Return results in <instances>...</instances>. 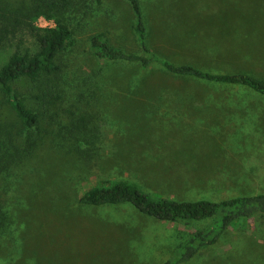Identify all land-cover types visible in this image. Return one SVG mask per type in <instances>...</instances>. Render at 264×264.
<instances>
[{"label": "rangeland", "instance_id": "obj_1", "mask_svg": "<svg viewBox=\"0 0 264 264\" xmlns=\"http://www.w3.org/2000/svg\"><path fill=\"white\" fill-rule=\"evenodd\" d=\"M139 1L146 43L161 59L264 78V0ZM81 11L70 13L72 42L58 54V70L13 83L36 110L35 126L23 127L0 96V264H162L208 222L156 219L133 203H80L97 182L127 179L178 200L264 192V96L171 74L157 62L98 58L89 47L95 33L140 53L136 16L127 0L92 1ZM172 93L256 97L167 100ZM242 103L251 107H228ZM222 117H248L249 126H223ZM180 264H264V216L232 224Z\"/></svg>", "mask_w": 264, "mask_h": 264}, {"label": "trees", "instance_id": "obj_2", "mask_svg": "<svg viewBox=\"0 0 264 264\" xmlns=\"http://www.w3.org/2000/svg\"><path fill=\"white\" fill-rule=\"evenodd\" d=\"M97 0H0V51L6 53L0 63V96L8 103L23 127H34L38 114L14 87L20 79L36 82L41 75L55 73L58 54L72 42L70 13L88 9ZM136 16L134 27L140 53L112 44L102 33L89 37V47L101 59L137 62L147 67L159 63L167 72L191 76L207 82L243 86L264 96V78L247 71L212 72L192 63L176 64L151 52L146 43V26L139 0H127ZM75 7L76 9L72 10ZM87 11V10H86ZM39 17L48 26L37 25ZM52 24L55 27H52ZM21 157L25 156V147ZM79 202L91 206L133 203L138 210L156 219L169 221L207 220L180 244L162 264H180L202 248L215 243L221 233L240 220L264 216V192L237 195L220 201L209 199L178 200L143 190L135 182L118 179L91 185L79 196Z\"/></svg>", "mask_w": 264, "mask_h": 264}, {"label": "crops", "instance_id": "obj_3", "mask_svg": "<svg viewBox=\"0 0 264 264\" xmlns=\"http://www.w3.org/2000/svg\"><path fill=\"white\" fill-rule=\"evenodd\" d=\"M256 95H260V94H256ZM169 96H173L174 98H170V99H167L169 101H172V100H181V99H176V98H179V97H183V98H186V96H193V100L194 101H205V102H210V101H216V100H219V101H225V102H231V101H247V100H252V99H255V98H252L250 99L249 97H256L255 95H245V94H213V93H183V94H178V93H172V94H169ZM195 96H199V98H196ZM211 97V96H215V97H220V99H213V98H204V97ZM262 96V95H260ZM245 97H248V98H245ZM166 98V97H165ZM208 105V104H207ZM210 106V105H208ZM171 108H180V107H175V105H171L170 106ZM191 107L193 108H196V107H199L198 104H192ZM229 108L231 109H242V108H249L251 107L250 105L248 104H245V103H242V104H233V105H229L228 106ZM223 119L225 120H221L219 119V122L223 124V126H227L228 127H236V126H239L241 124H243L244 122L246 123V126L248 128V117L246 118L247 120H243L242 118L240 119H236L234 117H222ZM245 119V118H244ZM200 125V123H198ZM202 126V125H200ZM226 131H229V132H233L234 129H229V130H226ZM249 132V130H248Z\"/></svg>", "mask_w": 264, "mask_h": 264}, {"label": "clouds", "instance_id": "obj_4", "mask_svg": "<svg viewBox=\"0 0 264 264\" xmlns=\"http://www.w3.org/2000/svg\"><path fill=\"white\" fill-rule=\"evenodd\" d=\"M48 23H51V22H48ZM43 26H48L47 24H45V25H43ZM52 27H55V25L54 24H52Z\"/></svg>", "mask_w": 264, "mask_h": 264}]
</instances>
